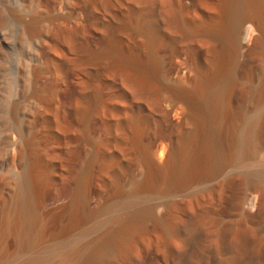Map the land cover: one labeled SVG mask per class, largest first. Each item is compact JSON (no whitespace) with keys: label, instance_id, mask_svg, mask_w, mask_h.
<instances>
[{"label":"rangeland","instance_id":"obj_1","mask_svg":"<svg viewBox=\"0 0 264 264\" xmlns=\"http://www.w3.org/2000/svg\"><path fill=\"white\" fill-rule=\"evenodd\" d=\"M220 4L0 0V264L61 246L45 264H264V49L254 50L255 26L243 33L235 89L209 109L202 92L229 61L204 27L223 17ZM257 114L240 152L245 117ZM177 152L170 171L152 170ZM38 163L34 191L25 183ZM136 211L142 221L89 259Z\"/></svg>","mask_w":264,"mask_h":264},{"label":"bare ground","instance_id":"obj_2","mask_svg":"<svg viewBox=\"0 0 264 264\" xmlns=\"http://www.w3.org/2000/svg\"><path fill=\"white\" fill-rule=\"evenodd\" d=\"M221 1V8L224 11V15L222 18H217L211 20L210 24H206L205 32L207 35H209L211 38H219L225 43V48H223L220 52V55L218 53L219 59H229L228 65H225V79L220 82L218 79L215 82V84H211V88L203 91L204 99L207 102V105L210 106L209 109H212L214 112H218V106L220 104V101L224 99L225 97H230L235 89L236 81H235V55L240 50L241 45V39L244 32H247L249 29L256 27L257 31L259 32V36H257L254 40L255 42V51H259L264 49V0H220ZM211 15L207 16L210 17ZM39 19H32L29 22V25L34 24ZM191 26V25H190ZM195 26V25H194ZM193 27V26H192ZM180 28L183 29V31H194L193 28L188 27L184 23H180ZM247 30V31H246ZM185 33V32H184ZM77 42L73 38V36L70 37L69 41L67 42V51L68 53H72L77 48ZM86 48V46H82L81 49ZM229 49L231 50L233 54H229ZM80 53V52H79ZM91 59H94L91 57ZM218 68L221 69L220 66ZM223 68V67H222ZM223 75V74H222ZM222 75H218L220 78H223ZM223 101V100H222ZM221 107V105L219 106ZM16 109V105H15ZM211 112V111H209ZM261 117L257 115H248L245 117L244 124L242 126V129L239 131L238 136V147L240 152H244L245 150H248L249 146L253 142V139L256 135V133L259 131V128L261 126ZM168 156V163L165 165V167L159 166L156 163L151 164V168L156 173H165L167 171H170L176 164V161L179 157V153L175 155H169ZM93 162L89 165V170L91 169ZM46 164H34L29 168L28 178L25 183L26 188H31L32 190H40L39 187L42 186L43 180L41 178V171H43L46 168ZM89 170L78 182L77 186V197L78 203L85 202V193L87 191L88 185L91 181L89 174ZM143 185H140L137 189L139 191L142 188ZM74 213L76 217L80 216V210L79 208H74ZM145 212L143 211H136L133 214L126 217L124 220H115L113 224H118L117 227L119 228H112L111 232L109 231L110 235H108V238L105 240L100 241L99 243H96L97 245L91 248L89 259L95 258L100 255H106L108 242L111 240L118 239L119 236L123 235L133 224H136L138 222H141L143 219ZM110 225V224H109ZM108 233V234H109ZM123 233V234H121ZM116 242V241H114ZM66 252V247L61 246L56 250L54 253L50 252L47 255H39L32 257L28 259L24 264H45L55 255H61Z\"/></svg>","mask_w":264,"mask_h":264}]
</instances>
